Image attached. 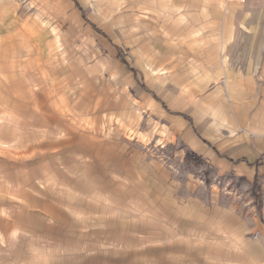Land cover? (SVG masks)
<instances>
[{
    "label": "crops",
    "instance_id": "1",
    "mask_svg": "<svg viewBox=\"0 0 264 264\" xmlns=\"http://www.w3.org/2000/svg\"><path fill=\"white\" fill-rule=\"evenodd\" d=\"M1 32L0 147L84 180L88 217L135 218L124 264H264V0H0ZM158 137L250 203L158 189L128 150Z\"/></svg>",
    "mask_w": 264,
    "mask_h": 264
},
{
    "label": "rangeland",
    "instance_id": "2",
    "mask_svg": "<svg viewBox=\"0 0 264 264\" xmlns=\"http://www.w3.org/2000/svg\"><path fill=\"white\" fill-rule=\"evenodd\" d=\"M13 25L8 19L3 27ZM6 38L1 32L0 42ZM131 144L129 151L138 150L150 158L148 176L155 177L158 189L162 184L173 188L175 200L203 197L216 187L225 200L240 198L245 205L250 203L251 194L243 182H236L231 174H219L205 159H185L188 150L176 139L158 137L142 146ZM17 147L13 155L18 157H7V149L0 147V264H124L116 249L119 233H132L136 219L88 217L105 212L100 206L102 196L93 193L90 206L84 202L77 206L70 184L84 180L55 173L41 160L21 157ZM126 232L127 243L133 239H127Z\"/></svg>",
    "mask_w": 264,
    "mask_h": 264
},
{
    "label": "built area",
    "instance_id": "3",
    "mask_svg": "<svg viewBox=\"0 0 264 264\" xmlns=\"http://www.w3.org/2000/svg\"><path fill=\"white\" fill-rule=\"evenodd\" d=\"M232 1L236 3H244L246 0H232Z\"/></svg>",
    "mask_w": 264,
    "mask_h": 264
},
{
    "label": "trees",
    "instance_id": "4",
    "mask_svg": "<svg viewBox=\"0 0 264 264\" xmlns=\"http://www.w3.org/2000/svg\"><path fill=\"white\" fill-rule=\"evenodd\" d=\"M192 157H193V156H189V157L187 156L186 159H187V160H190ZM194 161L199 162V159H196V160H194Z\"/></svg>",
    "mask_w": 264,
    "mask_h": 264
}]
</instances>
